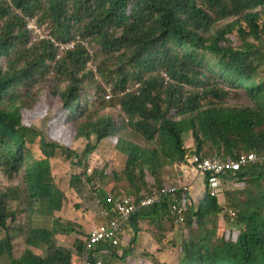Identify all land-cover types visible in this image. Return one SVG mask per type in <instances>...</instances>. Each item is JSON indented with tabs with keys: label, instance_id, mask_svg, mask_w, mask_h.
I'll use <instances>...</instances> for the list:
<instances>
[{
	"label": "trees",
	"instance_id": "1",
	"mask_svg": "<svg viewBox=\"0 0 264 264\" xmlns=\"http://www.w3.org/2000/svg\"><path fill=\"white\" fill-rule=\"evenodd\" d=\"M25 17L60 42H89L97 73L82 43L60 59L51 41L28 48ZM44 93L62 106L55 116L64 133L88 141L82 151L24 123ZM105 142L117 161L92 169L88 157ZM243 154L264 155V0H0V165L11 181L0 185V264H83L91 231L70 223L75 246L54 241L67 200L52 171L60 155L77 168L71 186L91 184L95 204L116 219L122 198L141 204L183 184L194 156L232 162ZM222 179L217 196L207 190L194 205L178 191L126 223L160 248L138 264H168L161 254L177 232L185 234L177 264H264V164ZM120 248L100 244L104 264L134 252V244L124 256Z\"/></svg>",
	"mask_w": 264,
	"mask_h": 264
},
{
	"label": "rangeland",
	"instance_id": "2",
	"mask_svg": "<svg viewBox=\"0 0 264 264\" xmlns=\"http://www.w3.org/2000/svg\"><path fill=\"white\" fill-rule=\"evenodd\" d=\"M42 30L44 33V28H42ZM86 47H88L91 54L89 66L96 72V68L99 64V60L96 57V52L87 44ZM110 94L113 95L109 87L108 93L105 96L106 100ZM90 97L94 98V92L90 93ZM49 109H51V111ZM61 110L62 106L55 99H52L47 93H44L40 99H37L34 111H25L24 123L29 126H36L40 133L46 136L48 142H60L65 147H73L78 149L80 152L85 148L86 144H88V141H76L74 136L69 131L67 135L64 133L62 129V127H64L63 122L61 119L60 121L57 120L55 116L56 114L58 115ZM193 144L195 143L191 133H186V147H190L189 149H192V147H194ZM35 145L38 147V144ZM194 149L195 148L192 150ZM112 159L117 161L115 148L110 143L105 142L94 154L88 157V165L92 169H99L111 163ZM118 167L119 164H117L116 168ZM1 169L2 167L0 165V185L6 187L11 181L4 177ZM52 171L56 185L67 195V200L64 204L62 212L56 215L54 241L57 245H61L66 248H73L78 235L71 230L72 228L70 223H78L79 225L84 226L90 232L91 229L102 224L104 221L98 216L100 208L97 204H95L96 196L91 190V184L83 186V184L80 183L75 187L71 186L72 174L77 171L76 167H69L65 163L64 158L60 155L52 161ZM191 171H193V169L190 167H188V170L185 171L187 177L182 179V181H184L183 184H188L189 181L192 182L194 180L195 176L190 175ZM194 173L199 175L196 171ZM179 174L180 172H178V176ZM178 180L179 177L176 178V183ZM178 185L175 184V186ZM194 191H196V187ZM184 236L185 234L183 232H177L174 235V241L176 244H168V248L170 249L169 253L163 252L161 254V259L163 261H167L168 264L178 263V248ZM136 237L137 242L134 243ZM147 240L148 241L144 243L143 233L136 235L130 229H128L126 231V235L122 239L123 244L120 246V251L123 253L122 256H124L123 248H129L134 244V252H132L129 257H126L124 260H119L116 264H138L143 255L147 253L146 249L143 250L145 248L144 245L146 247L150 246L151 242H149V237H147ZM16 249L19 254H22L25 251L26 244L23 235L19 237V241L16 240Z\"/></svg>",
	"mask_w": 264,
	"mask_h": 264
},
{
	"label": "built area",
	"instance_id": "3",
	"mask_svg": "<svg viewBox=\"0 0 264 264\" xmlns=\"http://www.w3.org/2000/svg\"><path fill=\"white\" fill-rule=\"evenodd\" d=\"M28 28L33 30V25L29 24ZM107 99H112L109 95ZM194 170L205 178V185L208 183V193L211 196H217L223 190L224 175H234L239 170L248 167L249 165L264 164V155L243 154L237 160L225 162L219 159H206L200 156H194L191 160ZM184 171L188 167L183 168ZM192 187L190 185H179L168 188L163 191L162 195L154 193L150 198L142 201L141 204L135 202L131 197H124L116 203V211L120 213V218H111V212L102 209L98 216L103 219V223L94 227L91 231V236L88 240L86 255L83 259V264H104L101 254L98 251L100 244L110 245L113 248L122 246V239L126 235L124 226L129 222L134 215L140 210L149 208L161 200L176 195L178 191L189 192ZM184 209L176 202L172 205V213L177 217L178 222H183Z\"/></svg>",
	"mask_w": 264,
	"mask_h": 264
},
{
	"label": "clouds",
	"instance_id": "4",
	"mask_svg": "<svg viewBox=\"0 0 264 264\" xmlns=\"http://www.w3.org/2000/svg\"><path fill=\"white\" fill-rule=\"evenodd\" d=\"M6 1H10V0H6ZM24 20L26 22V29H27L28 33L30 34V43L28 45V48H30L32 45H36V44L41 43L43 40L51 41V43H53L54 46L58 49V55L57 56H58V59H60L63 56L64 52H67L69 50H73L77 43H82L85 46L87 44L91 47L90 43L84 41L81 36H77L75 38V40H73L71 42L64 43V42L58 41L56 38L47 34L45 31L43 33V30H42L43 27L40 25L37 17H34V18L25 17ZM29 24L33 25V27H34L33 30L28 28ZM87 49H88V47H87ZM90 56H91V54H90ZM97 71H98V68H96V73H97ZM107 100H109V99H107ZM193 170H194V167H193ZM180 185H188V184H180ZM206 191H207V189H206ZM91 231H92V229H91ZM132 232L135 233L134 228L132 229ZM101 256H102V254H101Z\"/></svg>",
	"mask_w": 264,
	"mask_h": 264
},
{
	"label": "crops",
	"instance_id": "5",
	"mask_svg": "<svg viewBox=\"0 0 264 264\" xmlns=\"http://www.w3.org/2000/svg\"><path fill=\"white\" fill-rule=\"evenodd\" d=\"M193 171H191L190 175L195 176V178L192 182L189 181L188 183L192 187L189 193L191 195V198L193 199V204L197 205L199 203V200L203 197V195L206 194V185H205V178L202 175H196L194 173L195 171L194 172ZM195 187H196V191H194ZM127 230L128 229L126 228V231ZM147 237H148L147 235H144V243L148 241ZM149 242H151L150 246L146 247L144 245L145 248L143 250L146 249L147 252L151 254L158 253L160 249L158 245L151 238H149ZM169 250L170 249L167 246L166 253H169Z\"/></svg>",
	"mask_w": 264,
	"mask_h": 264
}]
</instances>
